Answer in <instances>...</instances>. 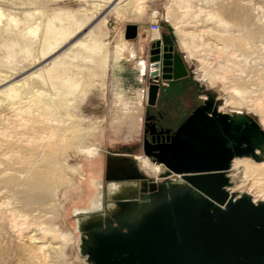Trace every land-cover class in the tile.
<instances>
[{
    "label": "rangeland",
    "instance_id": "374dc122",
    "mask_svg": "<svg viewBox=\"0 0 264 264\" xmlns=\"http://www.w3.org/2000/svg\"><path fill=\"white\" fill-rule=\"evenodd\" d=\"M217 2L218 0H147L143 15L139 18L132 13L120 17L111 13V15H106V25L97 27L94 24L103 15L87 0H0V74L6 71L19 72L23 75L36 72L31 80L42 84L43 91L50 99L47 101L51 104V116L55 114L54 118L61 119L71 126L81 144L96 146L100 150L95 158L79 154L73 147H69L64 154L59 152L56 154L60 169L56 176L58 191L54 224L61 231L72 234V238L66 244L64 254L60 259L59 257L56 259L58 264H90L81 248L83 236L86 237V232H84L86 224L94 220H107L113 217L125 201L117 193L122 191L126 184L123 181L115 183L107 181L109 170L118 169L121 160L128 155L127 158L131 159L133 158L130 155H135V158L145 156L142 148V135L148 81L147 76L142 74L141 63L145 61L151 45L150 39L148 41L146 38L156 34L151 30L153 13H158L157 19L161 33L170 35L175 40L195 80L216 96L219 110L229 114L251 115L264 129L262 122L264 80L259 84L248 80L245 82L243 79L231 81L209 72L212 68V58L216 53L213 48L206 50L207 40L190 39L194 43L192 44L194 48L203 52L207 51V53L204 52L207 58L204 65L199 56L191 55L184 47L180 34L167 18L169 5L175 14L177 13L176 17L179 20L185 19V22L191 17L194 19L203 16L210 17L209 13H217ZM259 16L264 22L263 10L259 12ZM77 23H84L88 29L94 30L99 40L105 43L106 48L108 47L110 58L108 65L99 66L96 62L99 59L97 55L94 57L92 52L90 54V51L83 48L70 49L71 44L68 42L59 48V53L68 50L69 54L58 62L61 71L58 73L49 71L51 65L46 66L47 62L43 58L45 51L49 48L45 37L48 34L53 35L49 31V26L59 28L65 25L74 28ZM131 24L138 26L139 35L133 40L127 39V50L123 58L115 61L116 46L124 41L123 36L126 40V28ZM260 39L262 42L256 44L261 45V48L256 52L254 50L251 54H241L226 47L224 53L219 56L227 57L228 54L231 56L233 53L232 60H238L237 62L243 65L250 60L254 62V59L264 58V36ZM53 57L54 55L51 56ZM247 65L249 68L251 63ZM205 67L208 68L206 73L209 76H215V83L212 85L208 81L199 80ZM145 72L147 74V71ZM52 76H57V78L52 79ZM70 80L75 83L73 86L69 85ZM202 97H205V94ZM231 99L238 101L240 107L238 105L227 106ZM65 134L69 136L72 132L69 130ZM138 162L136 166L145 179L141 183H135L138 195L136 194L137 197L133 201H141V196L148 192L142 187L145 181L155 184L164 180L165 185L170 184L166 178H159L156 174L151 175L143 167L141 161L138 160ZM72 167L77 171L74 172ZM163 167L166 169L164 165ZM228 175L231 180L228 190L231 193H235L237 197L248 194L257 201L263 200L264 187L254 183L252 177L246 179L243 170L231 169ZM171 179L172 184H187L182 177L176 175ZM148 193H154V190L150 189ZM35 256L34 253L29 252L26 253L24 260L21 259L14 263L12 261L11 264H40ZM2 263L0 259V264Z\"/></svg>",
    "mask_w": 264,
    "mask_h": 264
},
{
    "label": "bare ground",
    "instance_id": "6f19581e",
    "mask_svg": "<svg viewBox=\"0 0 264 264\" xmlns=\"http://www.w3.org/2000/svg\"><path fill=\"white\" fill-rule=\"evenodd\" d=\"M87 1L91 2L92 6L103 15L94 24L99 27L106 25V15H111V13H115L118 17L132 13L136 18H139L143 15L147 0ZM217 5V13H209L210 17L203 16L204 18L198 19L189 17L190 20L186 21L187 23L185 19L182 20L183 18L179 20L176 17L177 13L175 14L169 5L167 18L180 34L184 47L191 55L199 56L202 64L205 65L207 60L204 52L213 48L216 54H213L212 68L209 72L231 81L243 79L245 82L248 80L256 84L262 83L264 80V58L254 59V62L246 60L251 63L248 68V63L245 62L246 65L238 63L236 56L234 58L236 57L237 61L232 60L233 53L228 56L230 54L225 52L228 54L227 57L219 55L224 53L226 47L241 54H251L252 51L256 52L261 48V45L256 43H261L260 38L264 36V22L260 18L261 15L259 16V12L264 11V0H218ZM53 27L49 26V31L53 35L48 34L45 37L49 48L43 57L47 62L46 66L51 65L49 71H54V73L61 71L58 62L69 54L68 50L59 53V48L68 42L71 44L70 49L83 48L90 51V54L92 52L94 57L97 55L99 59L96 62L99 63V66L108 65L110 59L108 47L106 48L105 43L99 40L94 30L88 29L84 23H77L74 28L65 25L59 28ZM153 36L157 37V33ZM190 39L207 40L206 50L203 52L194 48L192 45L194 43ZM123 40L122 43L117 44L114 51L115 61L123 58L127 50L128 41L124 39V36ZM75 52L77 54V51ZM53 55L54 57L51 58ZM94 57L91 58L95 59ZM141 66L147 71L148 67L145 61H142ZM207 71L208 68L205 67L199 80L201 82L208 81L212 85L215 83V76H209ZM34 74H36L34 71L27 75L13 71L0 74V259H2V264L24 260L26 253L29 252L36 255L40 264H58L56 259L58 257L60 259L64 254L66 244L72 238V234L61 231L54 224L57 214L56 194L58 191L56 176L60 169L56 161V154L58 152L64 154L69 147H73L79 154L95 158L100 151L96 146L81 144L71 126L61 119L54 118L55 114L53 117L51 116V104L47 101L50 99L43 91L42 84L32 82ZM54 78L57 76H52V79ZM74 84L70 80L69 85L73 86ZM238 104V101L231 99L227 106ZM262 120L264 123V117ZM69 130L72 135L67 136L68 134L66 135L65 132H69ZM137 159L151 175L156 174L160 178V175L165 172L162 165L151 162L146 156H140ZM253 160L247 157L236 158L233 161L232 169L243 170L246 179L252 177L254 183L264 187V161ZM72 170L77 171L74 167ZM172 177L174 175L166 178V181L170 182L169 185H165L164 180L155 184L143 182V190L149 192L152 189L154 193L143 194L141 201H133L138 193L131 189L121 193L119 197L126 202L122 203V208L117 214L107 220H94L86 224L84 228L86 237L83 236L82 251L90 243L92 231H107L116 226V221L121 223L140 218L145 212L165 200L169 193L186 185L172 184ZM160 184L162 189H159ZM252 199L257 204L258 201ZM59 259L58 261H60Z\"/></svg>",
    "mask_w": 264,
    "mask_h": 264
},
{
    "label": "water",
    "instance_id": "95a60500",
    "mask_svg": "<svg viewBox=\"0 0 264 264\" xmlns=\"http://www.w3.org/2000/svg\"><path fill=\"white\" fill-rule=\"evenodd\" d=\"M125 37L137 38L138 26L128 25ZM162 37L152 43L153 49L162 42L172 44L167 35ZM165 72L177 79L187 75L185 66ZM157 73L152 71L151 77ZM158 89L149 86V104H155ZM208 95L211 100L171 138L143 150L152 162L165 166L164 178L180 176L187 184L140 218L92 231L83 251L89 263L264 264V201L256 204L250 195L237 197L228 190V172L236 158L264 161V129L251 115L221 112L213 106L214 95Z\"/></svg>",
    "mask_w": 264,
    "mask_h": 264
},
{
    "label": "flooded vegetation",
    "instance_id": "af4514ba",
    "mask_svg": "<svg viewBox=\"0 0 264 264\" xmlns=\"http://www.w3.org/2000/svg\"><path fill=\"white\" fill-rule=\"evenodd\" d=\"M167 35V34H162ZM172 44H163L152 48L150 44L145 62L147 64L148 88L150 85H158V95L155 104H149L148 96L144 107V123L142 135V148L154 149L159 144L167 141L177 129L190 117L193 112L207 101L211 100L207 91L191 74L188 63L176 46L172 36L167 35ZM163 37L160 40L162 41ZM157 51L152 54V51ZM158 57L157 61H152ZM157 63L158 67L151 69V65ZM176 66L178 70L185 66L187 75L182 78H174V74L165 72L166 68ZM157 70V75L151 77L152 71ZM205 94V97L202 95ZM212 94V93H211ZM214 95V94H213ZM214 107H218V101L214 95Z\"/></svg>",
    "mask_w": 264,
    "mask_h": 264
},
{
    "label": "crops",
    "instance_id": "0c3cea01",
    "mask_svg": "<svg viewBox=\"0 0 264 264\" xmlns=\"http://www.w3.org/2000/svg\"><path fill=\"white\" fill-rule=\"evenodd\" d=\"M151 34H153V33L151 32ZM138 35H139V29H138ZM154 38H156V37L151 35V36H148L146 39L148 41L150 39V41L153 42L152 40ZM127 157H129V155L126 156V158H123L121 160V163H120L118 169L109 170V172L107 174L108 175L107 181H111L114 183L118 182V181H123V183L126 184V186L123 187V190L117 193L118 196L121 193H123L125 190H128V189H131V190H133V192L137 193L135 183H141L145 179V176L141 173V171L136 166V163H139V162H138L137 158H135V155H130V157H132L133 159L127 158ZM145 182H147V181H145ZM129 184H131L130 187H129Z\"/></svg>",
    "mask_w": 264,
    "mask_h": 264
},
{
    "label": "built area",
    "instance_id": "2783aa9c",
    "mask_svg": "<svg viewBox=\"0 0 264 264\" xmlns=\"http://www.w3.org/2000/svg\"><path fill=\"white\" fill-rule=\"evenodd\" d=\"M151 17H152L151 30H152L153 33H157V37L154 38L152 41H157V40H160L162 38V33H161L160 25H159V22H158V19H157L158 18V13H153L151 15ZM145 71H146V69L145 70L143 69L142 70V74L146 75V72ZM164 170H165V172L163 174H165L167 172V169H164ZM163 174L160 175L161 178L163 177ZM230 194H232V193L230 192Z\"/></svg>",
    "mask_w": 264,
    "mask_h": 264
}]
</instances>
